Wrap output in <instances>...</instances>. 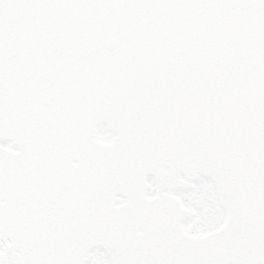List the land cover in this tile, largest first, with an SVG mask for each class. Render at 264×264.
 Instances as JSON below:
<instances>
[{
  "label": "snow or ice",
  "instance_id": "6c2138e0",
  "mask_svg": "<svg viewBox=\"0 0 264 264\" xmlns=\"http://www.w3.org/2000/svg\"><path fill=\"white\" fill-rule=\"evenodd\" d=\"M218 130L256 153L259 192L264 0H0V264H207L235 225L154 243L161 215L224 223L197 170L169 168L187 186L146 183ZM246 239L214 264H264V223Z\"/></svg>",
  "mask_w": 264,
  "mask_h": 264
},
{
  "label": "water",
  "instance_id": "95a60500",
  "mask_svg": "<svg viewBox=\"0 0 264 264\" xmlns=\"http://www.w3.org/2000/svg\"><path fill=\"white\" fill-rule=\"evenodd\" d=\"M239 152L237 155L236 153ZM257 155L246 148L233 147L228 149L223 142V130H218L216 139L195 152H185L174 160L161 157L159 169L150 171L148 175L152 183L146 186L161 187L166 183L175 182L180 186H187L188 181L180 176H173L169 168L173 165L179 168H193L198 172L197 178L201 181L199 202L210 203L223 216L224 223L212 232L202 233L194 230V223H186L183 217L168 219L161 215L154 222L156 239L154 243L168 250H175L178 244L201 245L212 237L224 232L235 225L239 229V235L224 248L207 257V264H214V259L238 250L248 241L247 233L259 220L264 223V170L261 172L262 186L257 191ZM264 162V161H262ZM158 197L149 198L148 202L158 200ZM178 200L179 197H171ZM257 202L261 204L257 215ZM164 205V201H160ZM186 216H194L189 209H184ZM93 258L91 253L82 254L81 259L87 261Z\"/></svg>",
  "mask_w": 264,
  "mask_h": 264
}]
</instances>
